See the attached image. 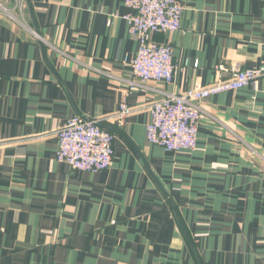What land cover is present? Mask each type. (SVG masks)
Here are the masks:
<instances>
[{
  "label": "crops",
  "instance_id": "1",
  "mask_svg": "<svg viewBox=\"0 0 264 264\" xmlns=\"http://www.w3.org/2000/svg\"><path fill=\"white\" fill-rule=\"evenodd\" d=\"M177 1L181 28L153 35L173 79L127 93L123 126L102 123L114 153L97 172L57 161L56 132L117 110L138 48L130 9L25 0V26L0 15V264H264V78L204 100L215 119H200L195 149L146 138L164 91L210 83L219 63L264 65V0Z\"/></svg>",
  "mask_w": 264,
  "mask_h": 264
},
{
  "label": "built area",
  "instance_id": "2",
  "mask_svg": "<svg viewBox=\"0 0 264 264\" xmlns=\"http://www.w3.org/2000/svg\"><path fill=\"white\" fill-rule=\"evenodd\" d=\"M24 3L25 0H0V15L25 26L22 18ZM124 3L130 9L124 15L128 32L138 43L129 62L126 91L114 114L104 118L75 114L57 129L56 160L73 170L97 172L107 169L113 159L114 133L102 123L123 126L132 112L127 93L140 87L148 88L149 82L169 84L173 79L172 47L169 43L155 41L153 35L181 28L182 5L177 0H124ZM31 33L38 37L34 31ZM261 78H264V65L241 68L219 63L214 67V78L210 83L179 93L164 91L163 96L148 107L147 140L170 152L195 149L200 119H215L204 109V100L245 86L257 90Z\"/></svg>",
  "mask_w": 264,
  "mask_h": 264
}]
</instances>
